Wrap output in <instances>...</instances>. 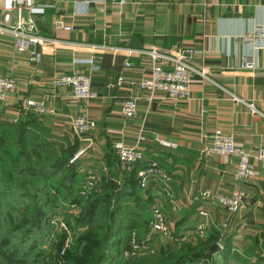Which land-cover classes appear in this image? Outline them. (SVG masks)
<instances>
[{
  "label": "crops",
  "instance_id": "0c3cea01",
  "mask_svg": "<svg viewBox=\"0 0 264 264\" xmlns=\"http://www.w3.org/2000/svg\"><path fill=\"white\" fill-rule=\"evenodd\" d=\"M36 1L45 6L44 15L36 19L39 34L55 42L38 48L42 59L33 65L26 54L17 53L11 38L0 36V76H12L17 82L16 90L0 103V114L13 122L26 114L21 112L25 99L41 101L45 113L32 114L44 119L58 136L70 133L71 121L85 115L95 128L88 135L91 144L82 141L89 152L81 156L82 168L92 171L95 181L99 177L92 169L104 166L108 151L116 156L114 143L136 147L172 178V204L159 191L160 183L151 181L148 190L157 197L154 203L165 207L171 230L190 216L182 226L184 242L200 238L195 227L204 223V236L220 231L216 243L221 250L229 233L234 235L236 254L255 239L261 243L264 162L255 156L264 150V52L243 38L254 29H264V0ZM2 5L0 0V12ZM152 49L167 54L194 50L193 64L203 68L209 80L194 74L189 99L173 101L157 92L151 102L146 101L147 93L133 83L149 77L151 62L145 52ZM126 63L131 67L126 68ZM248 63L255 68H245ZM74 73L90 76L96 98L79 101L69 88L53 85L54 77ZM121 75L124 83L114 86ZM127 97L137 100V113L131 119L120 112ZM215 131L232 135L252 155L256 176L235 180V157L203 153ZM117 168L122 170L119 161ZM100 171L108 174L109 169ZM205 190L229 196L244 193L243 204L226 229L221 227L225 211L201 199ZM200 210L208 212L207 219L199 217ZM173 213H178L176 218Z\"/></svg>",
  "mask_w": 264,
  "mask_h": 264
},
{
  "label": "trees",
  "instance_id": "16d2710c",
  "mask_svg": "<svg viewBox=\"0 0 264 264\" xmlns=\"http://www.w3.org/2000/svg\"><path fill=\"white\" fill-rule=\"evenodd\" d=\"M5 120H0V264H264L263 238L261 243L251 241L240 254L233 251L231 233L221 251L207 254L221 237L216 229L193 242L180 241L188 215L174 224L167 238L168 245H177L173 253L155 254L157 235L151 246L154 257H124L132 232L139 242L147 236L157 198L140 188L137 168L119 171L117 156L108 151L103 159L108 175L101 174L83 196L82 186L93 175L82 168L84 158L72 160L82 140L70 133L54 134L32 113L15 122ZM72 206L78 208L76 215ZM58 210L65 227L75 233L73 248L64 256L58 255L60 247H55L56 254L50 250L55 244L50 232L56 228L50 218Z\"/></svg>",
  "mask_w": 264,
  "mask_h": 264
},
{
  "label": "built area",
  "instance_id": "2783aa9c",
  "mask_svg": "<svg viewBox=\"0 0 264 264\" xmlns=\"http://www.w3.org/2000/svg\"><path fill=\"white\" fill-rule=\"evenodd\" d=\"M44 13L45 6L38 4L36 0H3L0 12V36L11 38L17 53L26 54L27 61L33 65L39 64L42 59V53L38 48L53 45L55 42L53 39L45 38L39 34L36 19L43 16ZM243 40L256 45V51L261 50L264 52V29L259 28L248 32ZM145 54L148 55L151 62L150 75L138 83H133V86L140 92L147 93L145 100L148 102L152 101L157 92L163 93L168 99L173 101L189 99V88L194 74L209 80L204 69L193 64L192 58L196 52L192 49L176 54L162 53L152 49L145 52ZM165 65H168V67ZM125 67L129 68L131 64L126 63ZM244 67L252 70L255 65L254 63H248ZM52 82L55 87L69 88L72 92V97L76 100L89 101L97 97L91 90L90 76L88 74L59 75L54 77ZM123 83L124 78L121 75L117 77L114 86L120 87ZM16 86L17 82L14 77H0V103L6 101L8 94L14 92ZM21 112L41 115L45 113V109L41 101L25 99L21 104ZM120 112L125 119L134 118L137 113V100L132 97L123 99ZM15 121L16 119L13 120V122ZM70 127L76 137L91 144L92 140L88 135L95 128V123L91 119L85 115H80L71 121ZM211 138V146L203 150L206 156L235 157L237 159V167L234 174L235 180H248L256 176V171L251 163L252 155L240 148L235 143L232 135H225L221 131H215ZM113 150L123 170L130 172L137 168V181L140 188L148 187L151 181L158 182L161 185L159 191L172 204V178L161 170L158 161L154 159L146 160L143 153L136 147H127L121 142L114 143ZM255 157L264 162V150H258ZM94 180V177L87 179L82 186V195H86L90 191L95 182ZM200 197L225 211L226 217L221 225L225 229L228 227L230 217L239 211L244 201V193L242 191L235 192L229 196L205 190L200 193ZM159 204L153 207L147 236L139 242L135 232L130 234L129 249L124 253V257L129 258L147 254L152 249L151 246L155 236L158 235L160 237L168 234L166 217ZM199 217L207 219L208 212L200 210ZM63 230L66 235H70L69 230L64 225ZM195 231L200 237L204 236V223H199L195 227ZM180 240L185 241L187 237L184 236Z\"/></svg>",
  "mask_w": 264,
  "mask_h": 264
},
{
  "label": "rangeland",
  "instance_id": "374dc122",
  "mask_svg": "<svg viewBox=\"0 0 264 264\" xmlns=\"http://www.w3.org/2000/svg\"><path fill=\"white\" fill-rule=\"evenodd\" d=\"M3 6V5H2ZM0 77H2V76H0ZM16 88H17V86H16ZM19 118V117H18ZM2 119V121H4L5 120V118L0 114V120ZM17 119V118H16ZM6 121V120H5ZM8 122V121H7ZM71 129V128H70ZM70 136L72 137V138H78V137H76L75 136V133H74V131L71 129V131H70ZM79 139V138H78ZM84 141V140H83ZM115 153V152H114ZM89 154V152H88V148L87 149H85V146H82L76 153H75V155H74V157L72 158V160H75L76 158H80L82 155H88ZM115 155H116V153H115ZM119 161V160H118ZM102 168L104 167L103 165L101 166ZM101 167H99L98 169H92L93 171H95L96 173H97V177H99V179H100V177H101V175H100V169H101ZM120 167H121V169H122V166H121V164H120ZM121 171H125V170H121ZM127 172V171H126ZM104 174V173H103ZM108 175V174H107ZM95 181V180H94ZM117 181H118V179H117ZM94 185H96V183L94 182L93 183V186L91 187V189L90 190H92L93 189V187H94ZM149 187V186H148ZM148 187H146V188H144V189H148ZM142 189V188H141ZM83 196H85V195H83ZM170 203V202H169ZM156 204L157 203H154V205L153 206H156ZM165 204V203H164ZM160 205V207H161V210L163 211V213H164V215L166 214V211H165V207L164 208H162V205L161 204H159ZM164 206H166V205H164ZM71 213L73 214V215H76L77 214V212H78V208H76V207H74V206H72L71 207ZM60 210H58L57 211V215L56 216H54V218H53V215H51V222H53V225L56 227L55 228V230H53V231H51L50 233V240H54L53 242H55V244H53V246H52V248H51V246H50V250L54 253V254H56V252H58L57 251V249L55 248L56 246L57 247H60L61 248V251H59V254L58 255H60V256H64L65 254H69V252H70V250L73 248V245H74V241H75V233L72 231V230H69V232H70V235H66L65 236V238L64 239H62V238H60L59 237V234H63L64 235V230H63V225H64V219L62 218L63 216L61 215V214H63V212L60 214ZM174 215H172V216H177L178 215V213H173ZM150 215H151V219H152V212L150 213ZM170 215V216H171ZM168 216H169V213H168ZM166 217V216H165ZM176 218V217H175ZM168 220H170V221H172L173 220V218H171V217H168ZM165 221H166V225H167V227H168V224H167V219L165 218ZM65 226V225H64ZM169 227H170V225H169ZM168 227V234L165 236H158V238H156V245H155V248L153 247V249H156L155 250V254H157V253H159V251H160V253L161 252H163V254H170V253H173L174 252V250H176L177 249V245H173L172 243H170L169 245H168V243L170 242V240L169 239H167V238H170L169 237V235H170V233H171V229ZM71 229V228H70ZM59 232H61V233H59ZM49 238V237H48ZM48 241H49V239H47ZM143 240V239H142ZM73 241V242H72ZM48 245V244H47ZM46 245V247L48 248V246ZM157 247V248H156ZM178 247H179V245H178ZM153 249H150V251L147 253V254H144L145 256H143L144 258V260H145V258L146 259H148L149 257H154V255H153V252H154V250ZM62 251H64V252H62ZM68 252V253H67ZM157 252V253H156ZM137 256H133V257H129L128 259H130V258H133V260L134 259H137L136 258ZM142 258V257H141ZM133 260H130L131 262L133 261ZM43 264H49V263H47V262H43Z\"/></svg>",
  "mask_w": 264,
  "mask_h": 264
},
{
  "label": "water",
  "instance_id": "95a60500",
  "mask_svg": "<svg viewBox=\"0 0 264 264\" xmlns=\"http://www.w3.org/2000/svg\"><path fill=\"white\" fill-rule=\"evenodd\" d=\"M219 251H221V247L217 243H214L208 248L207 254L212 255L213 253H217Z\"/></svg>",
  "mask_w": 264,
  "mask_h": 264
}]
</instances>
